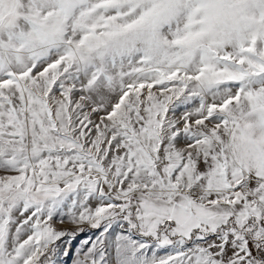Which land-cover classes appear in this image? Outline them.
<instances>
[{"label": "snow or ice", "instance_id": "obj_1", "mask_svg": "<svg viewBox=\"0 0 264 264\" xmlns=\"http://www.w3.org/2000/svg\"><path fill=\"white\" fill-rule=\"evenodd\" d=\"M0 264H264V0H0Z\"/></svg>", "mask_w": 264, "mask_h": 264}, {"label": "rangeland", "instance_id": "obj_2", "mask_svg": "<svg viewBox=\"0 0 264 264\" xmlns=\"http://www.w3.org/2000/svg\"><path fill=\"white\" fill-rule=\"evenodd\" d=\"M83 237H81V239H82Z\"/></svg>", "mask_w": 264, "mask_h": 264}]
</instances>
